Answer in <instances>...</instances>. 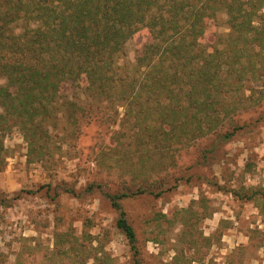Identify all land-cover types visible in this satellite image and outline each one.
I'll return each mask as SVG.
<instances>
[{"label": "trees", "instance_id": "trees-1", "mask_svg": "<svg viewBox=\"0 0 264 264\" xmlns=\"http://www.w3.org/2000/svg\"><path fill=\"white\" fill-rule=\"evenodd\" d=\"M220 12L226 33L216 27ZM138 35L144 41L135 61H124ZM253 80L264 83V0H0V167L14 129L38 156L60 117L77 125L103 107L108 125L120 118L128 177L114 189L91 183L86 192H100L115 209L133 263L143 264L125 201L169 190L182 149L211 139L214 152L228 142L241 128L235 116L250 106ZM69 87L87 106L65 98ZM78 238L56 233L61 263L108 261L98 255L101 243ZM8 261L0 250V264ZM14 264H28L22 252Z\"/></svg>", "mask_w": 264, "mask_h": 264}, {"label": "rangeland", "instance_id": "rangeland-1", "mask_svg": "<svg viewBox=\"0 0 264 264\" xmlns=\"http://www.w3.org/2000/svg\"><path fill=\"white\" fill-rule=\"evenodd\" d=\"M226 19L220 12L216 27L224 33ZM216 27L213 23L211 33ZM143 41L138 35L127 43L124 61H135ZM247 83L255 88L247 92L252 100L235 116L241 128L228 142L214 152L211 139L182 149L168 175L169 190L125 201L143 264H264V83ZM65 94L87 106L88 100L76 98L71 87ZM104 115L102 107L81 116L77 125L60 117L44 155H30L17 129L6 137L0 250L9 254L7 264H14L21 252L28 264H71L56 255L55 235L63 231L87 246L101 243L98 255L108 259L102 264H134L128 241L116 227L117 212L100 192H86L91 183L114 189L128 177L122 156L129 141L117 134L123 133L121 119L108 125Z\"/></svg>", "mask_w": 264, "mask_h": 264}]
</instances>
